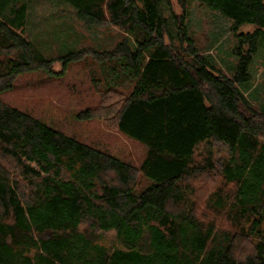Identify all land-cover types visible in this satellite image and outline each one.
I'll return each mask as SVG.
<instances>
[{"label": "trees", "instance_id": "1", "mask_svg": "<svg viewBox=\"0 0 264 264\" xmlns=\"http://www.w3.org/2000/svg\"><path fill=\"white\" fill-rule=\"evenodd\" d=\"M30 1L0 0V264H264V111L240 87L264 43V0H195L233 21L232 77L197 48L190 0H175L181 13L171 0H60L124 38L106 50L66 44L58 59L24 37ZM91 55L106 93L76 119L139 143L140 166L2 100L21 75L56 77V61L66 70ZM215 143L229 149L218 170ZM213 174L222 185L205 209L230 228L198 213L194 183Z\"/></svg>", "mask_w": 264, "mask_h": 264}, {"label": "rangeland", "instance_id": "2", "mask_svg": "<svg viewBox=\"0 0 264 264\" xmlns=\"http://www.w3.org/2000/svg\"><path fill=\"white\" fill-rule=\"evenodd\" d=\"M175 13L182 10L175 0H171ZM188 27L200 53L228 76L237 71L238 58L234 55L237 47L236 35L231 30L233 21L213 11L195 0H190ZM251 25H244L239 33L253 31ZM24 37L31 41L47 58L58 59L64 45L76 46L85 51L92 49H113L122 41L124 34L117 28H90L80 22L71 6L60 0H31L29 3L27 25ZM59 76H50L42 71L27 73L15 81L13 92L2 96L8 105L30 112L47 125L77 138L82 142L108 151L114 156L140 166L146 150L139 143L127 138L102 120L79 121L76 115L87 108L102 104L106 93L104 82L99 88L94 79L102 78L95 58L85 56L80 62L73 63L63 70L59 61L53 64ZM63 71V72H62ZM251 80L241 85V90L256 108L264 111V43L260 41L259 50L250 66ZM107 97V96H106ZM215 165L229 157V149L217 143L212 147ZM215 174V173H214ZM213 174V175H214ZM217 174L204 177L194 183L195 202L200 216L206 220L215 218L220 229L230 228L225 216L209 212L208 199L215 189L222 185ZM146 183L141 181L138 188ZM205 218V216H203ZM107 238L114 240L115 233ZM247 246L251 245L247 243Z\"/></svg>", "mask_w": 264, "mask_h": 264}]
</instances>
